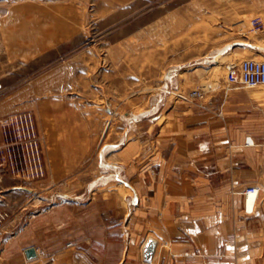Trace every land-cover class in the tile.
Segmentation results:
<instances>
[{
  "label": "rangeland",
  "instance_id": "rangeland-1",
  "mask_svg": "<svg viewBox=\"0 0 264 264\" xmlns=\"http://www.w3.org/2000/svg\"><path fill=\"white\" fill-rule=\"evenodd\" d=\"M248 59L264 61V0H0V256L44 217L52 231L61 222L70 250L76 222L83 239L92 218L114 224L90 209L129 207L127 132L191 99L177 78L210 93ZM28 114L44 166L35 178ZM64 142L83 146L80 163L46 164Z\"/></svg>",
  "mask_w": 264,
  "mask_h": 264
},
{
  "label": "crops",
  "instance_id": "crops-1",
  "mask_svg": "<svg viewBox=\"0 0 264 264\" xmlns=\"http://www.w3.org/2000/svg\"><path fill=\"white\" fill-rule=\"evenodd\" d=\"M179 82L184 92L198 90L202 96L180 98L147 115L148 131L139 124L125 136L123 164L130 168L121 179L129 207L91 206L92 214L106 213L114 224L92 218L83 239L82 222L75 219L70 250L61 222L56 232L49 218L34 220L27 238L21 234L0 264H264V88L227 78L206 93ZM82 150L75 142L46 148V164L80 163ZM255 185L258 198L247 206L241 191ZM149 238L155 248L144 259ZM29 247L36 252L32 258L24 254Z\"/></svg>",
  "mask_w": 264,
  "mask_h": 264
},
{
  "label": "built area",
  "instance_id": "built-area-1",
  "mask_svg": "<svg viewBox=\"0 0 264 264\" xmlns=\"http://www.w3.org/2000/svg\"><path fill=\"white\" fill-rule=\"evenodd\" d=\"M228 78L230 81L235 82L238 80L241 82V85L245 86H254L257 84H264V62H255V61H244L241 65V68L236 69L234 67H231L228 73ZM19 119L23 123L25 121L26 131H27V137L26 143L29 145V151L31 153L30 155V166L32 170V177L35 178L39 175H42L44 171L43 162L41 159V153H40V147L39 143L36 139L35 130L33 127V122L31 116L28 114L24 115V119L19 116ZM5 122H8L5 121ZM4 122V123H5ZM3 123V122H0ZM254 193V201H256L258 188L251 186L245 193ZM246 212H251L248 210H245Z\"/></svg>",
  "mask_w": 264,
  "mask_h": 264
},
{
  "label": "bare ground",
  "instance_id": "bare-ground-1",
  "mask_svg": "<svg viewBox=\"0 0 264 264\" xmlns=\"http://www.w3.org/2000/svg\"><path fill=\"white\" fill-rule=\"evenodd\" d=\"M244 61H255V62H264V61H256V60H252V59H248V60H243V61H241V63L239 64V65H232L231 67H234V68H236V69H239V68H241V65H242V63L244 62ZM230 67V68H231ZM230 68H229V70H230ZM228 73H229V71H228ZM229 79V78H228ZM237 82H239L238 80H236ZM239 83H241V82H239ZM258 85H264V84H257V85H254V86H258ZM249 87H253V86H249ZM188 97H190V98H193V97H201L202 96V92L201 91H198V90H192V91H190V92H188ZM31 116V115H30ZM31 118H32V116H31ZM33 122V121H32ZM35 130V129H34ZM36 134V133H35ZM36 139H38L37 138V136H36ZM110 147V146H109ZM253 187H255L256 189L258 188L257 186H253ZM258 193H259V188H258ZM258 193H257V196H258ZM244 199H245V202H246V204L247 205H252L255 201H254V193L252 192H250V193H245V195H244ZM257 199V198H256ZM154 248H155V246H154ZM35 250V249H34ZM153 252H154V250H153ZM142 253H143V249H142ZM35 254H36V252H35ZM153 254V253H152ZM152 256V255H151ZM26 257V256H25ZM27 258V257H26ZM150 259V258H149Z\"/></svg>",
  "mask_w": 264,
  "mask_h": 264
},
{
  "label": "water",
  "instance_id": "water-1",
  "mask_svg": "<svg viewBox=\"0 0 264 264\" xmlns=\"http://www.w3.org/2000/svg\"><path fill=\"white\" fill-rule=\"evenodd\" d=\"M154 246H155V241L151 238L147 239V241L145 242L143 246L144 259H149L151 257L153 250H154ZM24 254L27 258H32L36 255L33 247H29L25 249Z\"/></svg>",
  "mask_w": 264,
  "mask_h": 264
}]
</instances>
